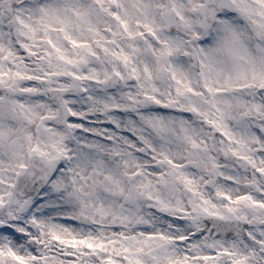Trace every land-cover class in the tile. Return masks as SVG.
I'll list each match as a JSON object with an SVG mask.
<instances>
[{"label":"snow or ice","instance_id":"snow-or-ice-1","mask_svg":"<svg viewBox=\"0 0 264 264\" xmlns=\"http://www.w3.org/2000/svg\"><path fill=\"white\" fill-rule=\"evenodd\" d=\"M0 264H264V0H0Z\"/></svg>","mask_w":264,"mask_h":264}]
</instances>
